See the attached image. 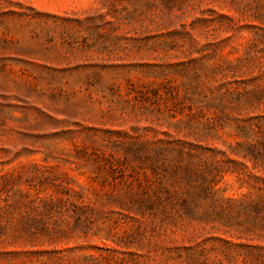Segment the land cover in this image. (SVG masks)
Returning a JSON list of instances; mask_svg holds the SVG:
<instances>
[{
  "label": "rangeland",
  "instance_id": "374dc122",
  "mask_svg": "<svg viewBox=\"0 0 264 264\" xmlns=\"http://www.w3.org/2000/svg\"><path fill=\"white\" fill-rule=\"evenodd\" d=\"M0 264H264V0H0Z\"/></svg>",
  "mask_w": 264,
  "mask_h": 264
}]
</instances>
